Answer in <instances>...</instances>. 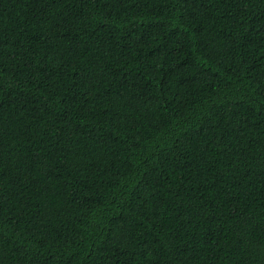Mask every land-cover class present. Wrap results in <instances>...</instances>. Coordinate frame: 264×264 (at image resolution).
<instances>
[{"label": "trees", "instance_id": "16d2710c", "mask_svg": "<svg viewBox=\"0 0 264 264\" xmlns=\"http://www.w3.org/2000/svg\"><path fill=\"white\" fill-rule=\"evenodd\" d=\"M0 264H264V0H0Z\"/></svg>", "mask_w": 264, "mask_h": 264}]
</instances>
